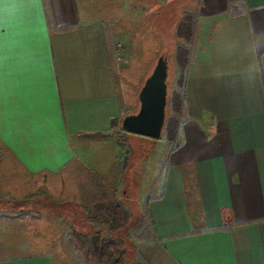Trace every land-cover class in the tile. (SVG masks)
Masks as SVG:
<instances>
[{"label": "crops", "instance_id": "obj_1", "mask_svg": "<svg viewBox=\"0 0 264 264\" xmlns=\"http://www.w3.org/2000/svg\"><path fill=\"white\" fill-rule=\"evenodd\" d=\"M100 2L0 5V148L8 156L0 159V230L32 222L23 230L35 231L38 220L47 232L44 240L11 235L0 264H83L65 251L63 215L11 208L9 199L41 190L79 207L123 184L130 202L129 181L156 264H264V0L175 6L173 40L182 15L195 18L191 40H180L188 50L182 123L173 147L162 138L151 139L155 149L141 143L152 160L126 178L110 121L133 104L134 67L116 66L121 33L94 15Z\"/></svg>", "mask_w": 264, "mask_h": 264}, {"label": "rangeland", "instance_id": "obj_2", "mask_svg": "<svg viewBox=\"0 0 264 264\" xmlns=\"http://www.w3.org/2000/svg\"><path fill=\"white\" fill-rule=\"evenodd\" d=\"M162 1L164 0H101L99 6L90 8L94 9V15L97 16L98 14L100 18L103 19L104 24L105 22H107L110 25H115L116 29L121 33V37L118 40L124 44L125 52L129 59L128 63L124 66L126 68L130 66L134 67V75L132 79V85L135 89V92L133 91V104L129 102L126 106V104L122 103V107H124L125 105L124 115L130 113V111L137 110L138 107L136 106L138 103V91L145 77L155 64L157 57L163 51H165L167 54L169 86L172 89V87H174L175 85L177 67L174 58V50L176 44L178 42H181L177 38L176 40H173V38L170 36V27L177 13V7L175 6L183 0H169L168 4L165 7L168 13H165L162 7L160 8V6H162L163 4ZM158 7L160 9H158ZM144 11L151 13L150 16H148L149 22L144 16ZM158 12H160L161 15H158ZM163 13L169 15L166 16ZM127 24H129L128 30H131L128 39L125 38ZM158 35L162 37V40L159 38ZM118 94L121 95L120 87H118ZM168 109L169 114H171L170 108ZM180 119L182 121V115ZM116 129L117 130H113L111 132V136L115 139H117V132L120 131L119 128ZM129 136L130 135H127L125 139L121 140L122 145L120 146L118 156V164H120L124 160L125 153H127V163L125 167L126 170L124 169L122 171V177L124 176V178H126L130 173L133 175H138L140 172L139 164L144 159L146 160L147 158H151L152 160L153 155H148L147 151H145L144 148L146 146L141 143H151L154 145L153 149H155L156 144H158V141L156 140L144 139L140 137H133L132 139H130ZM136 140L139 141L137 142ZM129 146H131L132 148L130 149ZM168 146L173 147L174 143L168 142ZM151 148L152 147H150L149 150ZM1 158H8V156L2 153L0 148V159ZM120 166L118 168L121 170ZM120 182H122L121 179ZM106 184L107 183H105V185ZM127 186L130 187L129 196L132 199V201L130 202L126 201L122 194V191L125 189L123 184H120L115 188H110L108 186L109 188L106 189V191H104V193H102L100 197L95 198L93 201L88 200L84 202V200L82 202L85 207H90L97 201L105 199L111 201H118L120 204L126 205V209L129 211L130 217L127 221L126 226L116 231H108L107 227L104 224H99L90 221L85 212L81 210V208L78 209L77 206L65 203L63 205L64 207H58L57 209H54L53 205H51L53 198H51L50 195L41 190H38L34 195L31 196V198L26 197L18 200L9 199L8 203H10L11 208L22 207L24 205L30 208H37V213H43V210L41 209L46 206L47 211L56 212L61 215L63 214L64 217H61V219L66 220L67 223H65L64 221V225L62 223H60V225L62 224L63 226H67L68 230H71L73 227H75V229H77L79 232H82L87 235L92 234L94 232H98L103 237L122 239L125 243V264H156L157 261L154 260V257L157 253L155 251V248H153V243L151 241H147L144 234L142 237L138 236L139 234L136 231V228L142 223L146 225L147 217L145 214L142 215V213L138 209V206L134 202V197L136 194L135 189L132 188V184L130 181L129 183H127ZM140 204L143 205L142 202H140ZM2 217L4 216L0 215V218ZM20 217L25 218V215H21ZM21 224L23 229L26 230L29 227H32L33 225L32 222L31 224H28L27 222ZM12 227L13 226L2 227V230H0V243L7 242L8 238L11 235L19 236L22 241L28 240L32 236H35L39 240H44L47 233L45 230V224H43L42 221L38 220L36 222V227L34 228L35 231L30 230V232H25L23 229L14 230ZM30 233L32 236H29ZM65 237L66 235L64 234L61 238L65 246V251L68 252V254L72 255V250L65 242ZM2 249L3 247H0V250Z\"/></svg>", "mask_w": 264, "mask_h": 264}, {"label": "trees", "instance_id": "obj_3", "mask_svg": "<svg viewBox=\"0 0 264 264\" xmlns=\"http://www.w3.org/2000/svg\"><path fill=\"white\" fill-rule=\"evenodd\" d=\"M48 9L49 8L46 5V13H48L49 15V12H47ZM194 24V16L192 14L184 13L176 25L175 37L178 40L184 39L185 41L189 42L192 37ZM163 53L167 55L165 51H163ZM174 58L177 67V76L175 80V85L174 87H172V89L170 88L168 81L166 116L161 135L162 139L170 143H175L177 130L182 123L180 118L181 109L184 104V88L188 61V50L186 46L178 42L175 46ZM168 108H170L171 114H169ZM110 126L112 128L120 129V131L117 132V142L120 146L122 145L121 140L125 139L127 135H130L129 138L140 137L147 139L142 136L129 134L122 131L120 127V121H118L117 119H112L110 121ZM129 148L131 149L132 147L129 146ZM126 163L127 153H125L122 169H125ZM51 203L50 204L53 205L54 209H57L58 207H63V204L53 202ZM77 208H81V210L85 212L90 221L99 224H104L109 231H116L125 227L130 217L129 211L125 207H123L118 201H111L107 199L99 200L90 207L79 206ZM42 209L47 210L46 206H44ZM229 227L230 226H225L222 228L227 229ZM136 231L139 234L138 236L142 237L143 234L145 236L147 232V226L142 223L136 228ZM65 242L72 250V256L80 263H126V255L124 251L125 243L120 238L103 237L98 232H94L92 234L87 235L82 232H79L77 229H75V227H73L67 233L65 237Z\"/></svg>", "mask_w": 264, "mask_h": 264}, {"label": "water", "instance_id": "obj_4", "mask_svg": "<svg viewBox=\"0 0 264 264\" xmlns=\"http://www.w3.org/2000/svg\"><path fill=\"white\" fill-rule=\"evenodd\" d=\"M168 62L163 52L145 77L137 94L138 108L120 120L121 130L150 139H160L166 116Z\"/></svg>", "mask_w": 264, "mask_h": 264}, {"label": "built area", "instance_id": "obj_5", "mask_svg": "<svg viewBox=\"0 0 264 264\" xmlns=\"http://www.w3.org/2000/svg\"><path fill=\"white\" fill-rule=\"evenodd\" d=\"M113 56H114V62L117 67L125 65L129 61L125 52V46L119 40L113 43Z\"/></svg>", "mask_w": 264, "mask_h": 264}, {"label": "snow or ice", "instance_id": "obj_6", "mask_svg": "<svg viewBox=\"0 0 264 264\" xmlns=\"http://www.w3.org/2000/svg\"><path fill=\"white\" fill-rule=\"evenodd\" d=\"M4 2L5 0H0V5H3Z\"/></svg>", "mask_w": 264, "mask_h": 264}]
</instances>
